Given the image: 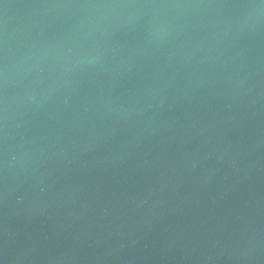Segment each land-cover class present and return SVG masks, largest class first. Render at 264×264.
<instances>
[{"label": "water", "instance_id": "obj_1", "mask_svg": "<svg viewBox=\"0 0 264 264\" xmlns=\"http://www.w3.org/2000/svg\"><path fill=\"white\" fill-rule=\"evenodd\" d=\"M0 264H264V0H0Z\"/></svg>", "mask_w": 264, "mask_h": 264}]
</instances>
